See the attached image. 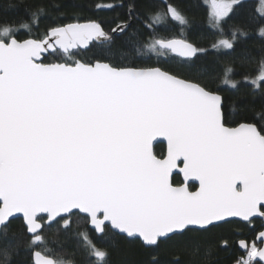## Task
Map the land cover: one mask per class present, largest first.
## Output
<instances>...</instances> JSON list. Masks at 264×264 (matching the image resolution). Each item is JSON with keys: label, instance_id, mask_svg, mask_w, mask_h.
Wrapping results in <instances>:
<instances>
[{"label": "snow or ice", "instance_id": "1", "mask_svg": "<svg viewBox=\"0 0 264 264\" xmlns=\"http://www.w3.org/2000/svg\"><path fill=\"white\" fill-rule=\"evenodd\" d=\"M245 7L243 0H212L210 26L221 29ZM9 8H23L29 19L0 25L4 264L13 255L16 264H66L42 254L53 251L44 234L67 237L76 216L99 235L114 230L148 247L238 218L255 238L240 240L242 258L235 264L264 262V114L256 111L264 113V92L258 101H239L243 110L230 118L224 98L203 82L197 62L206 50L158 34L173 23L181 34L190 27L181 0H134L124 22L110 31L96 21L78 22L75 10L65 9L42 35H33V26L39 27L43 8ZM22 31L29 38L20 39ZM237 33L248 35L236 27L231 41L213 48L235 54ZM257 34L264 39V24ZM117 38L122 42L114 48ZM121 51L127 61L114 62ZM144 52L164 59L153 62ZM89 53L91 59L82 58ZM260 64L250 81L256 88L264 82V56ZM231 72L224 83L235 89ZM195 182L198 190H190ZM18 215L23 225L14 228ZM78 235L81 264H108L87 232Z\"/></svg>", "mask_w": 264, "mask_h": 264}, {"label": "trees", "instance_id": "2", "mask_svg": "<svg viewBox=\"0 0 264 264\" xmlns=\"http://www.w3.org/2000/svg\"><path fill=\"white\" fill-rule=\"evenodd\" d=\"M225 1L226 0H219ZM246 7L242 10V16L237 15L222 23L221 29L212 28L209 24L210 7L209 0H181L185 14L189 18L190 27L181 34V28L173 23L170 28L162 29L158 34L168 35L174 38H185L206 51L201 53V59L197 62L202 70L203 82L208 83L214 90L224 98L225 109L230 118L235 120L243 110L239 101L257 100L264 92V82H258L261 87L256 88L250 81L255 80L261 70V58L264 56V39L258 34V28L264 24V0H243ZM19 3L28 4L33 11L43 8V14L39 18V27L33 26V35H42L46 27L57 18L63 19L61 13L65 9H74L78 22H99L105 29L110 31L118 23H122L128 14L129 7L134 0H0V25L19 24L24 19L28 20L23 8L13 9L9 5ZM240 27L248 32L247 37H239L235 42L236 53L228 54V50L217 51L214 44L221 40H232L234 28ZM20 39L29 38L25 32H21ZM122 38H117L114 48H119ZM241 50H246V57L241 59ZM128 53L121 51L118 61L126 62ZM144 56L151 57L153 62L163 60L164 57H157L154 53L144 52ZM92 53L82 57L85 60L91 59ZM80 58V57H78ZM63 62L64 57H48V62L54 60ZM71 63V61H68ZM231 68L229 79L236 81V88L224 83L225 73ZM247 76V80H245ZM257 114L260 113L257 108ZM230 126H235L230 125ZM163 149L164 146L162 145ZM159 155L161 148L154 147ZM177 179L180 180V177ZM190 190H195L192 186ZM261 221H255L254 227L259 229ZM22 221L17 219L14 228H20ZM72 232L67 237L57 236L52 231L45 232L47 247L52 252L43 255L53 259L63 258L66 264H81V242L80 232H87L96 247L107 253L108 264H203L207 258L208 264H235V258H242L237 246L241 239L251 242L255 238L252 227H245L242 223L236 222L225 224L223 227L215 228L211 232L189 233L186 237H177L165 241L159 247L145 248L137 240H128L120 237L112 231L106 235L97 237L94 232L88 229V223L81 216L72 218ZM222 239H227L229 246L222 245ZM219 246V247H218ZM36 250H41L37 248ZM29 257L21 254L19 259ZM18 257L13 255L7 264H16ZM0 264H4L3 257H0Z\"/></svg>", "mask_w": 264, "mask_h": 264}, {"label": "water", "instance_id": "3", "mask_svg": "<svg viewBox=\"0 0 264 264\" xmlns=\"http://www.w3.org/2000/svg\"><path fill=\"white\" fill-rule=\"evenodd\" d=\"M82 23H86V22H82ZM157 143H159V141H154V147H155V145L157 144ZM163 146H164V150H166V141L165 142H163ZM183 179V177L182 176H180V180H182ZM193 186H195V190H198V182H195V183H193ZM82 217V216H81ZM17 219H19V220H21L22 221V223H23V218H22V215H18V218ZM16 219V220H17ZM234 219H236L237 220V222H239V220H238V218H234ZM256 220H259V218H257ZM260 221V220H259ZM239 223H241V222H239ZM88 229L89 230H91L92 232H94L95 233V235L97 236V237H100L101 235H99L89 224H88ZM110 231H112L113 233H115V234H117L118 236H120V237H124V238H126V239H128V240H137V241H139L142 245H143V247H145V248H151V247H148V246H145L143 243H142V241H141V239H139V238H129V237H127L126 236V234H120V233H118L117 231H114V230H110ZM240 242V241H239ZM239 242H238V244H237V246L239 245ZM239 248V247H238ZM239 250H240V252H241V249L239 248ZM261 264H264V262H261Z\"/></svg>", "mask_w": 264, "mask_h": 264}, {"label": "rangeland", "instance_id": "4", "mask_svg": "<svg viewBox=\"0 0 264 264\" xmlns=\"http://www.w3.org/2000/svg\"><path fill=\"white\" fill-rule=\"evenodd\" d=\"M217 2H218V3H223V2H225V1H219V0H217ZM211 3H212V0H209L208 5H209V7H210V10H211ZM263 8H264V6H263ZM262 13H263V15H264V12H262ZM255 80H257V78H256ZM258 82H260V81H257V83H258Z\"/></svg>", "mask_w": 264, "mask_h": 264}, {"label": "flooded vegetation", "instance_id": "5", "mask_svg": "<svg viewBox=\"0 0 264 264\" xmlns=\"http://www.w3.org/2000/svg\"><path fill=\"white\" fill-rule=\"evenodd\" d=\"M256 221H259V220H256Z\"/></svg>", "mask_w": 264, "mask_h": 264}]
</instances>
